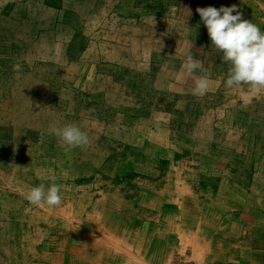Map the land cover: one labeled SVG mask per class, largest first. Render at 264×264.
I'll use <instances>...</instances> for the list:
<instances>
[{
    "label": "rangeland",
    "instance_id": "374dc122",
    "mask_svg": "<svg viewBox=\"0 0 264 264\" xmlns=\"http://www.w3.org/2000/svg\"><path fill=\"white\" fill-rule=\"evenodd\" d=\"M263 3L0 0V264H71L79 249L71 243L85 245V231L95 233L101 222L95 207L100 191L119 192L117 227L128 221L140 226L152 216L144 215L149 209L140 202L150 187L164 195L175 187L173 175L182 179L188 168H201L208 177L218 161L238 191L244 185L252 191V198H235L237 210L252 207L251 217L260 222L264 148L254 149L252 157L244 143L232 151L219 148L232 136L220 133L222 112L243 106L228 102L237 96L225 83L229 65L213 50L196 9L236 5L243 19L264 31ZM188 54L200 62L192 77L183 74ZM200 76L207 77L208 91L193 95ZM218 76L223 79L216 85ZM69 123L87 134V145L65 150L51 129ZM254 138L253 146L260 144ZM53 174L61 204H31L29 189L49 187ZM140 190L145 194L134 201ZM112 233L105 235L120 253L114 256L134 257L132 236L120 243ZM190 237L166 247L159 263L156 252L141 251L139 263L165 264L179 252L205 264L201 243Z\"/></svg>",
    "mask_w": 264,
    "mask_h": 264
},
{
    "label": "crops",
    "instance_id": "0c3cea01",
    "mask_svg": "<svg viewBox=\"0 0 264 264\" xmlns=\"http://www.w3.org/2000/svg\"><path fill=\"white\" fill-rule=\"evenodd\" d=\"M213 50L215 51V48ZM217 78L216 85L223 77L218 76ZM227 90L232 93L237 92L235 99H229V104L233 105L236 104V101H240L243 108L222 112L221 115L224 117L218 121L220 133L225 136L228 134L232 136H230L227 146L225 142L224 145L220 144L219 148L232 151L233 148L236 150V145L244 143L248 149L252 150V157L254 149L264 148V90L255 95L249 92L248 85L227 87ZM254 136L261 138L260 144L259 142L255 143V146H253ZM232 164L233 162L230 161V165ZM221 166H225L224 161L216 162L208 177H205V171L201 168L198 170L188 168L186 172L188 175L184 176L183 180L181 174L173 175L175 187L165 192L164 195L159 190L150 187L148 196L142 197L147 200H143V202L141 198L140 202L143 203V207L149 209L142 211L144 215L150 213L152 216H148L146 218L147 223L140 224V226H134L132 225L134 223L128 221V225L124 224L123 227H117L116 215L122 213L123 207L119 192L117 190L113 192L100 191L101 195L100 198H96L95 207L101 213V222L100 224L97 222L98 227L96 226L95 233L100 231L102 236L86 230L84 236L89 240L84 242L85 245L74 241V238L72 240L74 242L71 244L74 247L79 246V249L72 254L69 263L141 264L139 263L140 258L137 257L141 251L148 252L149 255H154L153 253L156 252L155 262L159 263L166 247L172 248V246L180 244L181 238L184 236L190 237L196 234V240L201 243L203 248L201 252L204 255L205 264H264V207L256 211L259 214L257 217L261 218L260 222L251 217V214H254L252 207L244 205L242 208L239 207V209H243L242 211L237 210L236 203L233 204L236 202L235 198L238 196L252 198V191L247 190L245 185L238 191L236 182L230 178L232 175L229 174V177L224 174ZM178 178L181 179L180 183H177ZM177 188L180 192H176ZM196 189L198 190L194 191ZM142 194L145 192L138 191L137 195L134 196V201ZM260 197L264 198V195ZM153 199L155 200L154 205L152 204ZM236 210L239 212L238 217ZM106 213H112L115 216V221H108V218H104ZM92 225L94 224L92 223ZM86 226L88 227V223ZM89 230L91 229L89 228ZM107 231H113L112 236L116 241L122 243L126 235L132 236L135 256L122 253L121 256L116 257L118 253L113 248L114 246L110 245L108 238L110 234L105 235ZM77 232L76 234L81 235ZM236 234L239 238L247 237V239L236 241L234 237ZM114 252L116 253L115 256ZM175 254L182 253H172L169 258H166L165 264H169ZM56 256L61 257V255ZM148 260L153 261L152 258H148Z\"/></svg>",
    "mask_w": 264,
    "mask_h": 264
},
{
    "label": "clouds",
    "instance_id": "9594fccd",
    "mask_svg": "<svg viewBox=\"0 0 264 264\" xmlns=\"http://www.w3.org/2000/svg\"><path fill=\"white\" fill-rule=\"evenodd\" d=\"M196 12L206 28L211 45L222 53L223 63L229 65L226 86L248 85L252 95L264 90V31L250 20L242 18L236 5L198 7ZM235 13V14H233ZM200 67L191 54L186 56L182 65L183 74L192 77ZM208 79L205 76L194 79L193 95H204L208 91ZM52 133L59 138L66 151L88 144V136L76 124L69 123L53 127ZM50 186L43 183L33 186L27 193L28 201L33 205L46 203L49 206L61 204L60 188L56 176L48 177Z\"/></svg>",
    "mask_w": 264,
    "mask_h": 264
},
{
    "label": "built area",
    "instance_id": "2783aa9c",
    "mask_svg": "<svg viewBox=\"0 0 264 264\" xmlns=\"http://www.w3.org/2000/svg\"><path fill=\"white\" fill-rule=\"evenodd\" d=\"M169 264H197L194 260L188 259L184 254H175Z\"/></svg>",
    "mask_w": 264,
    "mask_h": 264
},
{
    "label": "bare ground",
    "instance_id": "6f19581e",
    "mask_svg": "<svg viewBox=\"0 0 264 264\" xmlns=\"http://www.w3.org/2000/svg\"><path fill=\"white\" fill-rule=\"evenodd\" d=\"M183 190H184V189H183ZM186 190H187V189H186ZM185 192H186V191H185ZM219 193H220V192H219ZM188 194H189V193H188ZM189 196H190V195H189ZM67 203H68V202H67ZM170 222H171V221H170ZM177 227H178V226H177ZM204 227H205V226H204ZM74 228H75V227H74ZM179 232H180V231H179ZM195 233H196V232H195ZM198 233H199V232H198ZM189 234H190V233H189ZM191 234H192V233H191ZM191 234H190V235H191ZM195 235H196V234H195ZM191 236H192V235H191ZM198 236H199V235H198ZM178 237H179V236H178ZM181 239H182V238H181ZM193 239H194V238H193ZM139 240H140V239H139ZM182 240H184V239H182ZM182 240H181V241H182ZM186 240H187V239H186ZM142 241H143V240H142ZM95 242H96V241H95ZM134 242H135V241H134ZM120 243H121V242H120ZM116 244H117V243H116ZM116 244H115V245H116ZM120 245H121V244H120ZM124 246H125V245H124ZM120 248H121V246H120ZM110 250H111V249H110ZM121 250H122V249H121ZM139 251H140V250H139ZM128 252H129V251H128ZM197 252H198V251H197ZM118 254H120V253H118ZM128 254H129V253H128ZM106 256H107V255H106ZM129 256H130V255H129ZM140 257H141V255H140ZM124 259H125V258H124ZM124 259H123V260H124ZM125 263H127V262H125ZM73 264H75V262H74Z\"/></svg>",
    "mask_w": 264,
    "mask_h": 264
}]
</instances>
